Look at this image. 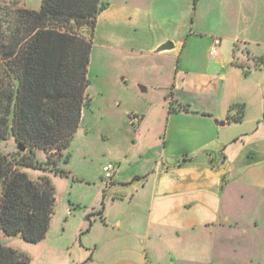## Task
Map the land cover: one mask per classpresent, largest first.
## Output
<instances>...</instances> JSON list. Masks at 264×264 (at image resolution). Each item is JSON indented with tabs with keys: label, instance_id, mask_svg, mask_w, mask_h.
I'll return each mask as SVG.
<instances>
[{
	"label": "crops",
	"instance_id": "1",
	"mask_svg": "<svg viewBox=\"0 0 264 264\" xmlns=\"http://www.w3.org/2000/svg\"><path fill=\"white\" fill-rule=\"evenodd\" d=\"M102 1L106 5L97 16L92 45L122 54L178 56L169 86L177 98L165 109L158 157L129 148L122 151L109 182L101 168L99 182L89 168L74 175V188L92 184L95 189L89 202L70 198L63 215L65 220L78 219V227L89 220L86 232L94 231L89 242L79 244L80 251L84 247L93 252L85 264H153L161 250L171 264H213L216 252L230 246L246 256L235 264H263L264 253L254 263L249 236H261L257 250L264 252V64H255L264 63V28L258 35L247 32L246 53H241L246 69L231 66L245 73L244 80L228 86L227 75L209 73V63L193 45L181 61L187 41L175 39L169 28L177 21L182 0ZM247 4L248 14H259L264 25V0ZM167 41L173 47L159 50ZM252 45L262 50L252 51ZM251 64L257 69L252 71ZM207 94L216 107L196 102ZM133 110L143 125L149 110ZM133 159L143 162L130 164ZM82 204L85 209L77 210ZM237 232L246 234V240L235 245L232 235Z\"/></svg>",
	"mask_w": 264,
	"mask_h": 264
},
{
	"label": "rangeland",
	"instance_id": "2",
	"mask_svg": "<svg viewBox=\"0 0 264 264\" xmlns=\"http://www.w3.org/2000/svg\"><path fill=\"white\" fill-rule=\"evenodd\" d=\"M40 4L41 0H0L2 10L16 7L38 9ZM179 6L177 21L169 30L175 39L187 41L180 54L181 61L188 55L189 48L193 45V50L209 63V73L216 77L226 74L225 85H241L244 80L242 76L245 73L240 70L232 71L231 66L243 65L246 69L241 53H246L247 32L249 35H258L259 32H263L264 25L259 14L254 15L252 11L248 14L247 0H182ZM78 31L87 38L85 28ZM214 37L220 40V45L218 55L212 57L209 55V47ZM251 49L252 51L262 50L256 45H252ZM177 57L122 54L92 45L87 72L89 91L86 92L87 102L91 97V103L83 109L84 118L82 119L81 116L77 133H74L76 137L72 136L66 150L67 161L61 164L67 172L62 175L26 170L33 178L37 175L47 176L54 187L57 199L48 231L41 241L29 243L19 235H6L0 230V244L23 253L27 257V264H85L87 262L93 252L90 248L84 247L80 251L79 244L83 239L84 243L89 242L94 234V231L91 235L86 232L90 225L89 220L86 221V226L78 227V219L71 217L65 220L63 215L70 198L89 202L95 189L92 184L91 186L81 185L76 189L72 185V179L74 175L81 173L79 169L86 168L88 171L89 168L91 169L88 171L89 174L91 173L95 181L99 182L97 172L100 168L107 162H113L118 166L122 151L129 148L140 153L147 151L150 157L160 155L164 136L165 109L171 106L172 99L177 98V94L172 93L169 87L173 79V70L178 63ZM222 60H224L223 65L220 64ZM249 67L252 71L257 69L253 64ZM124 77L126 81L123 80ZM140 86L145 90L143 91ZM195 98L193 95L192 99L195 100ZM206 101L216 107L217 102L212 95L207 94L196 99V102L201 105ZM133 109L149 110L143 125L139 124L140 114H137L139 120L129 125L128 117L129 114L135 113L132 112ZM52 157H55L54 153ZM142 162L140 159L136 161L133 159L130 164L138 165ZM70 168L73 172L69 170ZM233 194L236 198L238 197L237 192L234 191ZM83 205L77 210L85 209ZM249 237V242L252 244V258L256 263L257 260L262 259L261 254L264 253L260 249L257 250L261 243V236ZM244 239L246 240V234L237 232L232 235L235 245ZM230 247V249H219L216 252L218 259L213 264H235V261L245 259L246 256L240 250L234 251V246ZM82 252L85 254L84 258L79 256L83 254ZM96 254L99 257L100 251L98 250ZM91 264L101 263L94 261ZM153 264L171 263L168 254L161 250ZM177 264L185 263L177 261Z\"/></svg>",
	"mask_w": 264,
	"mask_h": 264
},
{
	"label": "trees",
	"instance_id": "3",
	"mask_svg": "<svg viewBox=\"0 0 264 264\" xmlns=\"http://www.w3.org/2000/svg\"><path fill=\"white\" fill-rule=\"evenodd\" d=\"M105 5L41 0L38 9L0 7V230L6 235L36 243L48 231L54 187L26 170L67 172L61 164L88 105L90 52ZM84 28L87 38L78 31ZM27 262L0 244V264Z\"/></svg>",
	"mask_w": 264,
	"mask_h": 264
},
{
	"label": "built area",
	"instance_id": "4",
	"mask_svg": "<svg viewBox=\"0 0 264 264\" xmlns=\"http://www.w3.org/2000/svg\"><path fill=\"white\" fill-rule=\"evenodd\" d=\"M219 45H220V40L216 37L212 38L210 47H209V54L214 57L217 56L219 53ZM139 120L138 115L136 113H132L129 114L128 117V122L130 124H133L135 122H137ZM117 165L114 164L113 162H107L105 163L102 168H101V172H102V177L104 180H106L107 182L112 180V177L116 171Z\"/></svg>",
	"mask_w": 264,
	"mask_h": 264
},
{
	"label": "water",
	"instance_id": "5",
	"mask_svg": "<svg viewBox=\"0 0 264 264\" xmlns=\"http://www.w3.org/2000/svg\"><path fill=\"white\" fill-rule=\"evenodd\" d=\"M173 47V43L171 41H167L166 43L162 44L159 47V50H164V49H169ZM141 89L144 91V88L142 86H140ZM221 124H223V122H220ZM20 149H23V147H20Z\"/></svg>",
	"mask_w": 264,
	"mask_h": 264
}]
</instances>
